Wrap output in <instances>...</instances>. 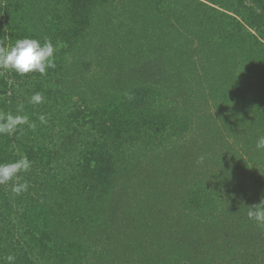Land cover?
I'll use <instances>...</instances> for the list:
<instances>
[{
    "label": "trees",
    "instance_id": "1",
    "mask_svg": "<svg viewBox=\"0 0 264 264\" xmlns=\"http://www.w3.org/2000/svg\"><path fill=\"white\" fill-rule=\"evenodd\" d=\"M22 37L58 51L0 74L36 125L0 135L32 162L0 185V264H264V0H0V45Z\"/></svg>",
    "mask_w": 264,
    "mask_h": 264
},
{
    "label": "clouds",
    "instance_id": "2",
    "mask_svg": "<svg viewBox=\"0 0 264 264\" xmlns=\"http://www.w3.org/2000/svg\"><path fill=\"white\" fill-rule=\"evenodd\" d=\"M58 51L56 45L48 38L43 41L33 37H22L15 40L11 45H0V74L4 72H15L20 76L28 73L37 72L40 75H46L49 69L56 67L55 53ZM44 96L40 92H34L29 97V103L41 104L44 102ZM23 113V105L17 107V114L0 113V135L12 136L18 130L22 131V126L35 130L36 125L29 121L27 115ZM41 124H46V114L38 117ZM255 148L257 151H264V135L258 136ZM205 155L201 154L197 158V163L202 164ZM32 162L27 156H21L19 159L0 163V185H9L10 191L19 196L28 190L27 181L19 182V174L27 173L31 170ZM247 218L254 221L258 227H264V196L258 203L247 206ZM8 264H14L15 256H7Z\"/></svg>",
    "mask_w": 264,
    "mask_h": 264
}]
</instances>
